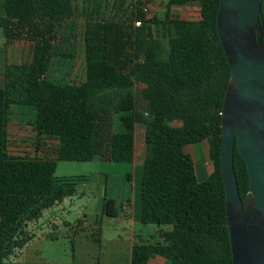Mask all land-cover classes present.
<instances>
[{"label":"trees","instance_id":"1","mask_svg":"<svg viewBox=\"0 0 264 264\" xmlns=\"http://www.w3.org/2000/svg\"><path fill=\"white\" fill-rule=\"evenodd\" d=\"M220 2L168 0L165 15L149 16L142 0H120L110 19L94 7L86 14L84 75L57 81L48 73L60 55V26L77 16L75 0H0L5 45L24 37L31 48L26 62L7 65L0 87V264H34L10 256L33 238L30 222L76 192L75 178H56L57 162H134L138 124L145 127L139 220L159 225V238L134 241L129 264L156 257L164 264H233L221 173L231 68L218 34ZM189 4L200 8L199 19L171 17L173 7ZM27 114L32 151L11 150L9 122ZM204 140L214 170L200 181L185 148ZM234 168L245 199L249 173L237 147ZM116 204L106 198L104 212L118 216Z\"/></svg>","mask_w":264,"mask_h":264},{"label":"rangeland","instance_id":"2","mask_svg":"<svg viewBox=\"0 0 264 264\" xmlns=\"http://www.w3.org/2000/svg\"><path fill=\"white\" fill-rule=\"evenodd\" d=\"M119 1L75 0L79 10L74 19L60 26L55 44V49L60 55L53 59L48 73L50 79L73 80L84 75L86 14L95 7L100 11L99 18L110 19L116 16ZM136 2L137 0H125V6ZM167 2L168 0H150L148 15H165ZM170 15L172 18L196 20L200 18V8L194 4L173 7ZM164 42L167 44L166 39ZM7 49V60L11 65L26 62L30 57V42L24 37L10 43ZM61 53L70 56H63ZM135 87L133 91L138 93V107H142L143 101L139 97L141 87L138 84ZM28 116L27 114L23 120H17L18 117L13 116L9 122L11 135H14L10 138L11 150L32 151L29 141L33 134L29 132L31 126L26 122ZM144 130L142 124L136 126L138 162L142 159L141 154H144L142 143ZM185 150L196 158L198 169L199 163L208 157V146L204 142L187 145ZM55 176L57 179L75 178L76 192L58 205L44 210L38 219L29 223L27 230L33 238L24 248L12 254L10 260L34 264L44 262L128 264L132 232L135 231L136 242L143 240L152 243L159 238L157 233L159 225L141 222L132 224L131 220L122 217L123 213L130 211L137 221L139 219L141 164L105 161L97 157L91 161L61 160L57 162ZM199 177L201 178L200 175ZM109 197L117 200L120 217L109 216L104 212V201ZM129 198L130 208L127 201Z\"/></svg>","mask_w":264,"mask_h":264},{"label":"water","instance_id":"3","mask_svg":"<svg viewBox=\"0 0 264 264\" xmlns=\"http://www.w3.org/2000/svg\"><path fill=\"white\" fill-rule=\"evenodd\" d=\"M263 0H221L217 28L231 76L222 109L221 173L233 264H264ZM238 149L249 173L245 199L234 168Z\"/></svg>","mask_w":264,"mask_h":264},{"label":"crops","instance_id":"4","mask_svg":"<svg viewBox=\"0 0 264 264\" xmlns=\"http://www.w3.org/2000/svg\"><path fill=\"white\" fill-rule=\"evenodd\" d=\"M8 46H9V44L7 46L5 45V40H4L2 33L0 31V87L5 86L7 65L10 64L9 61L7 60V52H8L7 48H8ZM17 120H20V119L17 118ZM9 131H10V133L12 132L10 129H9ZM29 132H31V134H32V129H30ZM144 139L145 138L143 135V141H142V143L144 145L143 151H145ZM202 142H204L208 146V157H205L204 161L202 163H199V166H200L199 169H198L197 164H196L197 163L196 158L194 156H192V158L194 159V162H195L197 177L200 181H203L204 179H206L214 170V164H213V161H212L210 154H209V143L207 140H204ZM141 156H142V159L140 162H138V160H137V139H136V156H135L134 162H132V163H134L135 165H137V164L143 165L144 154L143 155L141 154ZM199 175L201 176V178L199 177ZM127 201L129 202L128 207L130 208L131 207V199L129 198ZM116 202H117V200H116ZM122 211L124 212V210H122ZM134 216L135 215L131 214L130 211H126L125 213H123L122 217L131 220L132 224L133 223L135 224L136 222H140V220L138 219V221H137L136 217H134ZM117 217H120V215H118ZM135 237H136V234L134 231V232H132V235H131V238H132V241L130 244V252L131 253H132V247H133V243L135 241ZM141 239H143V238L141 237ZM130 261H131V256H130L129 263H130ZM161 262H162V264H164V259L162 257H156L153 260H151L149 264H161Z\"/></svg>","mask_w":264,"mask_h":264},{"label":"built area","instance_id":"5","mask_svg":"<svg viewBox=\"0 0 264 264\" xmlns=\"http://www.w3.org/2000/svg\"><path fill=\"white\" fill-rule=\"evenodd\" d=\"M143 1V4H142V8H143V11L146 12V14L148 15L149 11H150V7H149V3H150V0H142ZM134 24L136 26H141L142 25V20H136L134 22Z\"/></svg>","mask_w":264,"mask_h":264}]
</instances>
